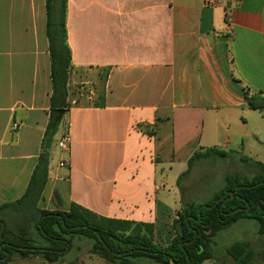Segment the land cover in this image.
<instances>
[{"label": "crops", "instance_id": "1", "mask_svg": "<svg viewBox=\"0 0 264 264\" xmlns=\"http://www.w3.org/2000/svg\"><path fill=\"white\" fill-rule=\"evenodd\" d=\"M38 9L43 32L31 24ZM47 23L46 0H0V206L24 196L39 163L53 92ZM66 30L70 85L86 90L53 139L41 210L76 204L151 225L166 248L185 206L178 180L195 153L215 148L264 166V108L247 99L264 98V0H67ZM65 123L67 152L57 146ZM0 220L23 224L12 210Z\"/></svg>", "mask_w": 264, "mask_h": 264}, {"label": "trees", "instance_id": "2", "mask_svg": "<svg viewBox=\"0 0 264 264\" xmlns=\"http://www.w3.org/2000/svg\"><path fill=\"white\" fill-rule=\"evenodd\" d=\"M46 1L53 88L51 111L41 145L39 163L24 196L15 203L0 206V211H15L23 219V224L16 231L4 220H0V264L10 263L14 255L23 259L41 257L49 263H55L71 251L74 235L94 240L91 254L112 264H135L134 261L138 258H148L159 264H203L206 260L214 259L211 245L218 233L240 219L257 221L259 233L264 236V166L262 164L259 165L263 174L245 183L246 186L254 187L240 189L235 197L230 198L225 204L223 199L218 203L213 201L207 205L213 206L216 203L212 209L196 203L185 205L174 222L176 237L166 248L155 244L151 225L110 220L76 204H73L68 212L46 211L38 207L49 181L52 142L67 112L71 96L72 63L71 49L67 43V0ZM55 4H58L57 9ZM247 99L254 109L264 108V98ZM227 156L226 152L215 148L195 153L188 161L187 170L179 177V185L181 180L191 173L196 162ZM227 190L235 192V184H228ZM227 197L229 195L225 198ZM239 208L247 210L236 212L231 216L225 215ZM32 226L38 233V239L32 235ZM131 226L135 228L130 229ZM127 230H132V233L126 234ZM227 253L237 264H250L255 256L247 242L243 241L233 243L227 249ZM262 259L264 260V251Z\"/></svg>", "mask_w": 264, "mask_h": 264}, {"label": "rangeland", "instance_id": "3", "mask_svg": "<svg viewBox=\"0 0 264 264\" xmlns=\"http://www.w3.org/2000/svg\"><path fill=\"white\" fill-rule=\"evenodd\" d=\"M55 5V9H57L58 4ZM43 10L44 9L42 8V14ZM31 20L32 27L37 25L38 28H40V25L42 24L41 30L43 32L44 19H40L39 9L36 11V15L35 12L32 13ZM33 33L34 31L32 34ZM85 90L86 89L82 90L77 86L70 85L71 98L69 106H71L74 101L78 103ZM262 141L263 144L257 147V155L264 159V139ZM54 146L56 147V145L53 144L52 149ZM58 152L60 153V151ZM54 159H57V155H55ZM256 162L257 161H254V163L244 165L242 162L239 163L238 158L233 155L225 158L215 157L196 162L194 166L197 169H195L194 173L186 175L180 182L184 204L188 205L190 203H196L205 207H211L207 205L213 201H216L217 203V201L228 192H233L227 190L228 184H235L236 188L246 186L245 183L251 182L255 177L262 175L263 170L259 165L260 163ZM134 228V226L130 227V229ZM129 233H132V230L126 231V234ZM118 235L121 236V234ZM72 239L73 246H79V249L66 258L69 259L73 256L77 258H97V256L90 254L89 251L90 246L92 247L95 243L94 240L78 235H74ZM238 241L247 242L249 248L254 251L255 256L250 264H264V260L262 259V252L264 251V236L259 233L258 222L249 219H240L219 232L211 245L214 259L206 260L203 264H237L227 253V249L233 243ZM154 242L155 244L160 245L155 238ZM19 258L21 257L14 255L11 261L18 260ZM38 258L43 264L47 262L41 257ZM62 258L55 263L47 262V264H65L69 262L68 259L63 260ZM135 261H137V263L139 262V264H156L155 261L148 258H138Z\"/></svg>", "mask_w": 264, "mask_h": 264}, {"label": "built area", "instance_id": "4", "mask_svg": "<svg viewBox=\"0 0 264 264\" xmlns=\"http://www.w3.org/2000/svg\"><path fill=\"white\" fill-rule=\"evenodd\" d=\"M18 128H19L18 125L14 124L13 130L16 131ZM71 141H72L71 127L69 123H65V125L63 126L61 136L57 142V146L61 151L67 152L69 151ZM64 166H66L65 162L61 161L60 167H64Z\"/></svg>", "mask_w": 264, "mask_h": 264}, {"label": "water", "instance_id": "5", "mask_svg": "<svg viewBox=\"0 0 264 264\" xmlns=\"http://www.w3.org/2000/svg\"><path fill=\"white\" fill-rule=\"evenodd\" d=\"M252 187H254V186H252ZM252 187H251V186H240V187L236 188L235 192H228V193H227L226 195H224L220 200L225 199L224 202H223V204H225L230 198L235 197L236 193H237L240 189H250V188H252ZM227 195H229V197L225 198ZM220 200H219V201H220ZM219 201H217V203H218ZM215 205H216V204H214V205L211 206V207H207V208H208V209H212L213 207H215ZM243 210H247V209L239 208V209H236V210H234V211H232V212H230V213H228V214H225V215H229V216H231V215H233L234 213L239 212V211H243ZM22 249H26V248H22ZM29 250H36V249H29ZM131 252H133V251H131ZM123 254L125 255V254H127V253H123ZM120 255H122V254H120ZM7 256H9V255H7Z\"/></svg>", "mask_w": 264, "mask_h": 264}]
</instances>
